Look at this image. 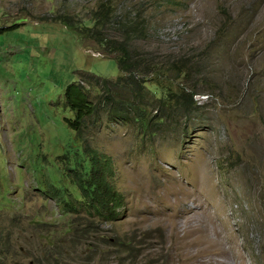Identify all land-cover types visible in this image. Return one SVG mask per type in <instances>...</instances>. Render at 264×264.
<instances>
[{"label":"rangeland","instance_id":"rangeland-1","mask_svg":"<svg viewBox=\"0 0 264 264\" xmlns=\"http://www.w3.org/2000/svg\"><path fill=\"white\" fill-rule=\"evenodd\" d=\"M100 6L108 35L131 23L132 50L186 70L168 74L196 92L192 109L160 123L148 95L143 129L100 103L76 140L66 85L98 102L119 69L52 16L84 21ZM85 144L110 163L116 219L50 194L66 188L79 205L64 155L72 163ZM79 226L87 234L70 244ZM60 240L63 264H264V0H0V264H28Z\"/></svg>","mask_w":264,"mask_h":264},{"label":"trees","instance_id":"trees-1","mask_svg":"<svg viewBox=\"0 0 264 264\" xmlns=\"http://www.w3.org/2000/svg\"><path fill=\"white\" fill-rule=\"evenodd\" d=\"M52 17L53 21L58 20L66 24L77 34L84 36L87 41L101 47L106 54L113 55L119 69V75L115 81L107 78L100 80L99 89L102 90L103 96L98 102L89 99V91L84 83L72 82L66 85L64 105L71 111L72 117L65 118V121L67 126L74 130L76 140L83 141L84 124L88 118L98 115L100 103H109L107 112L110 119L137 121L141 123L143 129H147L149 125L147 103H145L148 95L153 97V106L158 112L155 116L160 123L171 120L176 110L187 111L194 107L193 95L196 92L185 87L173 88L168 74L172 71V76L179 77L181 72L185 74L186 70H182L175 63H171L169 68H155V63L129 47L130 35L137 31L135 25L120 22L115 24L120 26L122 37L110 36L105 32L106 26L112 22L109 8L104 11V6H100L92 12L89 19L84 21H74L68 15ZM96 78V81H99L100 77ZM116 88H118L117 91H115ZM118 91L124 92L127 96H120ZM82 146L81 150L77 147L73 151L72 163L67 155L69 150L64 155L68 161V163L66 161L67 168L71 171L78 189L73 198L77 203L79 201V205L76 206L72 202L70 192L68 193L66 188L53 189L54 192L50 190V194L63 203L64 210L69 208L79 211L82 208L88 215L97 216L101 220L116 219L119 208L123 204V196L109 180L112 173L110 163L90 145ZM86 229L82 226L74 228L75 235H71L70 244L79 246L82 238L87 234ZM118 241L122 240L118 239ZM62 243H64L63 240L49 243L44 250L45 253L39 258L30 260L28 264H63V260L68 257V250L62 247ZM117 244V247L124 249L122 242ZM1 248L0 245V251Z\"/></svg>","mask_w":264,"mask_h":264}]
</instances>
